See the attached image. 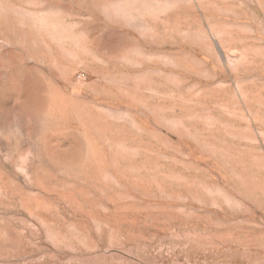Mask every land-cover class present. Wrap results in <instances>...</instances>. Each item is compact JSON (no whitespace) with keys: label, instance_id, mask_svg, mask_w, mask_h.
<instances>
[{"label":"rangeland","instance_id":"rangeland-1","mask_svg":"<svg viewBox=\"0 0 264 264\" xmlns=\"http://www.w3.org/2000/svg\"><path fill=\"white\" fill-rule=\"evenodd\" d=\"M0 264H264V0H0Z\"/></svg>","mask_w":264,"mask_h":264}]
</instances>
